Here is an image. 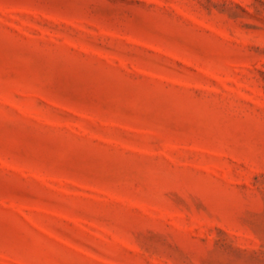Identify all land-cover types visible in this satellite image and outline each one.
<instances>
[{
	"label": "rangeland",
	"instance_id": "1",
	"mask_svg": "<svg viewBox=\"0 0 264 264\" xmlns=\"http://www.w3.org/2000/svg\"><path fill=\"white\" fill-rule=\"evenodd\" d=\"M0 264H264V0H0Z\"/></svg>",
	"mask_w": 264,
	"mask_h": 264
}]
</instances>
